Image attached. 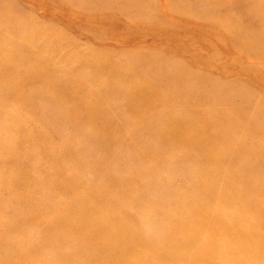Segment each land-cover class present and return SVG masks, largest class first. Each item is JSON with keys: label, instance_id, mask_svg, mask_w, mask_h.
I'll use <instances>...</instances> for the list:
<instances>
[{"label": "rangeland", "instance_id": "obj_1", "mask_svg": "<svg viewBox=\"0 0 264 264\" xmlns=\"http://www.w3.org/2000/svg\"><path fill=\"white\" fill-rule=\"evenodd\" d=\"M0 264H264V0H0Z\"/></svg>", "mask_w": 264, "mask_h": 264}, {"label": "bare ground", "instance_id": "obj_2", "mask_svg": "<svg viewBox=\"0 0 264 264\" xmlns=\"http://www.w3.org/2000/svg\"><path fill=\"white\" fill-rule=\"evenodd\" d=\"M7 85H8V84H7ZM7 85H6V86H7ZM4 86H5V85H4ZM248 224H249V223H248ZM246 225H247V224H246ZM253 250H254V249H253ZM260 252H261V251H260ZM261 254H262V252H261ZM261 259H262V258H261Z\"/></svg>", "mask_w": 264, "mask_h": 264}]
</instances>
